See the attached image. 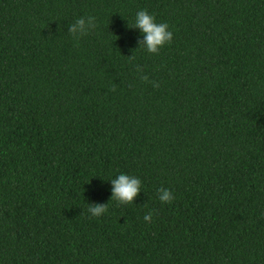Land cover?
Returning a JSON list of instances; mask_svg holds the SVG:
<instances>
[{
	"label": "trees",
	"instance_id": "1",
	"mask_svg": "<svg viewBox=\"0 0 264 264\" xmlns=\"http://www.w3.org/2000/svg\"><path fill=\"white\" fill-rule=\"evenodd\" d=\"M0 264H264V0H0Z\"/></svg>",
	"mask_w": 264,
	"mask_h": 264
},
{
	"label": "clouds",
	"instance_id": "2",
	"mask_svg": "<svg viewBox=\"0 0 264 264\" xmlns=\"http://www.w3.org/2000/svg\"><path fill=\"white\" fill-rule=\"evenodd\" d=\"M95 27V18L92 16L79 17L67 26V32L74 38L87 34ZM131 28L138 30L137 47L147 53L157 54L166 44L171 43L173 32L166 22H157L153 14L146 10H138L132 20ZM143 79V77H142ZM110 183V199L118 204L133 203L134 198L142 192V181L138 176L118 173L108 180ZM158 199L169 202L173 199L172 193L167 188L157 189ZM107 211L106 203H88L87 212L93 217H99ZM152 213L148 212L143 219L149 221Z\"/></svg>",
	"mask_w": 264,
	"mask_h": 264
}]
</instances>
